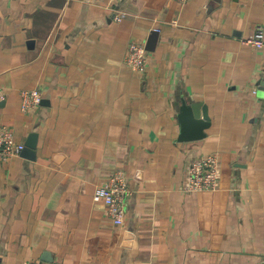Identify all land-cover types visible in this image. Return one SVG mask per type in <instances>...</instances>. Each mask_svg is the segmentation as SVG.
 Returning a JSON list of instances; mask_svg holds the SVG:
<instances>
[{"label":"crops","instance_id":"1","mask_svg":"<svg viewBox=\"0 0 264 264\" xmlns=\"http://www.w3.org/2000/svg\"><path fill=\"white\" fill-rule=\"evenodd\" d=\"M0 0V124L35 159L0 157V264H260L264 258V0ZM154 33V34H152ZM152 37L143 74L128 41ZM155 36V39H154ZM42 100L21 110L20 92ZM207 107L180 141V106ZM219 157L218 189L182 190ZM123 169L115 226L94 188Z\"/></svg>","mask_w":264,"mask_h":264},{"label":"built area","instance_id":"2","mask_svg":"<svg viewBox=\"0 0 264 264\" xmlns=\"http://www.w3.org/2000/svg\"><path fill=\"white\" fill-rule=\"evenodd\" d=\"M121 0H110L108 8L111 18L120 22L125 13L117 8ZM181 4L188 0H178ZM244 42L257 48H264V31L261 28L246 38ZM148 51L143 40L128 41L124 63L127 69L134 73L143 74L146 67ZM4 92L0 88V101ZM21 110L23 112L34 109L42 100V94L37 89H24L20 92ZM24 144L16 141L11 128L0 124V157L7 160L18 156ZM219 157L215 152L205 153L192 160L186 170V181L182 190L186 193L215 191L218 189ZM131 195V189L123 169H117L103 183L97 184L93 192V200L101 201L106 214L115 226H121L126 216V202ZM26 264H32L26 262ZM260 264H264V258Z\"/></svg>","mask_w":264,"mask_h":264},{"label":"water","instance_id":"3","mask_svg":"<svg viewBox=\"0 0 264 264\" xmlns=\"http://www.w3.org/2000/svg\"><path fill=\"white\" fill-rule=\"evenodd\" d=\"M152 37L153 35L145 43L146 50L150 49ZM261 86H264V82ZM178 119L181 125L180 134L178 136L180 141L199 140L206 136L204 130L209 127V116L205 105H202L201 103L187 104L186 102H183L180 106ZM31 138H33V135L30 137V140L24 144L20 154L22 156L26 155V157L34 160L35 142Z\"/></svg>","mask_w":264,"mask_h":264}]
</instances>
